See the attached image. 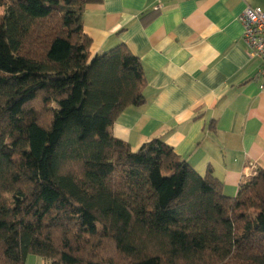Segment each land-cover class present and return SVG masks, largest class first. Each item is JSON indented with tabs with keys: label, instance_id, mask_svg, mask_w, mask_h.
I'll return each mask as SVG.
<instances>
[{
	"label": "trees",
	"instance_id": "16d2710c",
	"mask_svg": "<svg viewBox=\"0 0 264 264\" xmlns=\"http://www.w3.org/2000/svg\"><path fill=\"white\" fill-rule=\"evenodd\" d=\"M95 1L0 0V264H264V167L230 197L163 139L114 137L147 78L123 43L91 57Z\"/></svg>",
	"mask_w": 264,
	"mask_h": 264
},
{
	"label": "crops",
	"instance_id": "0c3cea01",
	"mask_svg": "<svg viewBox=\"0 0 264 264\" xmlns=\"http://www.w3.org/2000/svg\"><path fill=\"white\" fill-rule=\"evenodd\" d=\"M248 5L264 10V0H96L83 14L91 57L123 43L145 70L147 101L120 114L114 137L133 149L163 139L230 197L264 167L263 59L243 40Z\"/></svg>",
	"mask_w": 264,
	"mask_h": 264
},
{
	"label": "built area",
	"instance_id": "2783aa9c",
	"mask_svg": "<svg viewBox=\"0 0 264 264\" xmlns=\"http://www.w3.org/2000/svg\"><path fill=\"white\" fill-rule=\"evenodd\" d=\"M241 21L244 26L243 40L250 53L263 59L257 77L264 79V10L259 6L248 5L241 14ZM256 169H253L251 175L256 174Z\"/></svg>",
	"mask_w": 264,
	"mask_h": 264
},
{
	"label": "rangeland",
	"instance_id": "374dc122",
	"mask_svg": "<svg viewBox=\"0 0 264 264\" xmlns=\"http://www.w3.org/2000/svg\"><path fill=\"white\" fill-rule=\"evenodd\" d=\"M0 11H2V9H0Z\"/></svg>",
	"mask_w": 264,
	"mask_h": 264
}]
</instances>
